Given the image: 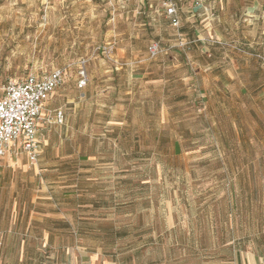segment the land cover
Here are the masks:
<instances>
[{
  "label": "rangeland",
  "instance_id": "obj_1",
  "mask_svg": "<svg viewBox=\"0 0 264 264\" xmlns=\"http://www.w3.org/2000/svg\"><path fill=\"white\" fill-rule=\"evenodd\" d=\"M176 3L0 0V83L65 71L0 264H264V0Z\"/></svg>",
  "mask_w": 264,
  "mask_h": 264
},
{
  "label": "built area",
  "instance_id": "obj_2",
  "mask_svg": "<svg viewBox=\"0 0 264 264\" xmlns=\"http://www.w3.org/2000/svg\"><path fill=\"white\" fill-rule=\"evenodd\" d=\"M163 10L172 25L179 24L176 0H162ZM182 45V44H181ZM148 55L156 57L158 44L148 47ZM264 60V58H263ZM65 71L56 69L49 73H30L20 80L0 83V161L6 156L17 159L23 156L29 164L40 156L41 124L45 123L48 111L45 102L64 82ZM85 60L79 62L77 88L86 85ZM54 123L63 121L61 111L52 114Z\"/></svg>",
  "mask_w": 264,
  "mask_h": 264
},
{
  "label": "crops",
  "instance_id": "obj_3",
  "mask_svg": "<svg viewBox=\"0 0 264 264\" xmlns=\"http://www.w3.org/2000/svg\"><path fill=\"white\" fill-rule=\"evenodd\" d=\"M263 19H264V14H263ZM262 36H264V31L262 32ZM54 93H55V91L48 97V99H47V101L45 102V107H46V109L47 110H49L50 109V101H51V99H52V97L54 96ZM52 111H53V113L55 112V111H61L60 109H52ZM62 112V111H61ZM46 111H44V112H42V116L44 117L45 115H46ZM63 114V113H62ZM41 126V129H42V131L43 130H45L46 129V127L48 126H45L44 127V124H41L40 125ZM42 135H43V133H42ZM10 160V161H15V162H18V161H20L21 159H23V160H25V158L23 157V156H20V157H18L17 159H13V158H10V157H8V156H6L5 158H3V160Z\"/></svg>",
  "mask_w": 264,
  "mask_h": 264
}]
</instances>
